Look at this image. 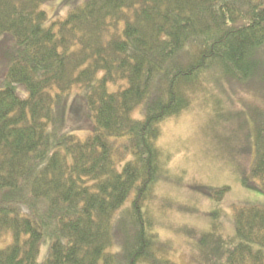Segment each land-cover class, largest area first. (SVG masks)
<instances>
[{
  "label": "trees",
  "instance_id": "1",
  "mask_svg": "<svg viewBox=\"0 0 264 264\" xmlns=\"http://www.w3.org/2000/svg\"><path fill=\"white\" fill-rule=\"evenodd\" d=\"M49 1L0 0V37L15 41L0 89V240L11 239L0 264H176L145 212L164 167L160 126L212 72L249 91L263 80L264 0H87L48 24ZM252 113L241 182L264 194V110ZM73 115L83 126H67ZM233 222L234 239H200L206 264H264V207Z\"/></svg>",
  "mask_w": 264,
  "mask_h": 264
},
{
  "label": "rangeland",
  "instance_id": "2",
  "mask_svg": "<svg viewBox=\"0 0 264 264\" xmlns=\"http://www.w3.org/2000/svg\"><path fill=\"white\" fill-rule=\"evenodd\" d=\"M86 1L50 0L43 6L48 24L64 20ZM14 45L11 35L0 37V89ZM259 60L263 80H253L250 91L243 89L246 84L230 83L212 72L193 95L191 108L160 126L157 145L164 167L145 212L158 239L156 248L161 249L157 253L176 264H206L200 246L202 237L215 235L232 240L236 233L235 210L264 207V194L241 182L256 153L252 112L264 110V49ZM255 91L261 95H255ZM18 95L22 99L28 96L25 86H19ZM71 102L82 109L77 90ZM75 116L68 118V127L82 125ZM223 188L229 191L220 201L206 195L208 189ZM10 242V237L3 238L0 247ZM121 249L118 240L110 252L119 253Z\"/></svg>",
  "mask_w": 264,
  "mask_h": 264
}]
</instances>
